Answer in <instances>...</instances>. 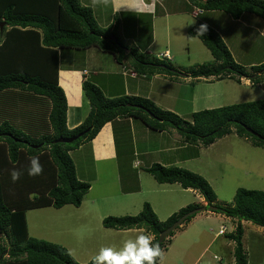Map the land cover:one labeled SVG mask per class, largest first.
<instances>
[{
  "label": "trees",
  "instance_id": "16d2710c",
  "mask_svg": "<svg viewBox=\"0 0 264 264\" xmlns=\"http://www.w3.org/2000/svg\"><path fill=\"white\" fill-rule=\"evenodd\" d=\"M193 5L199 7L196 10L200 13L188 36L200 39L218 65L202 63L176 68L168 59L138 50L137 44L126 45L119 34L118 20L108 27L100 26L93 9L80 0H0V254L7 251L3 243L11 246L9 258L2 256L0 264H80L63 246L30 237L26 213L48 207L82 206L92 186L78 176V167L85 166L80 164L83 157L80 147L91 143L108 123L136 119L158 133L175 130L185 143L205 148L235 133L254 147L264 148V99L197 111L187 120L160 108L148 97L129 95L124 85L129 76H123V80L113 78V74L101 76L104 82L108 80L116 86V90L112 87L115 96L111 98L95 79L85 78L82 107L74 113L80 122L73 127L69 123L68 98L59 83L60 62L68 58L67 51L75 58L76 53L92 48L110 53L119 64L132 69L137 78L167 77L162 88H169L177 80L187 88L182 84L187 79L195 84L210 77L238 78L239 82L248 79L254 85L264 84V62L252 66L237 63L221 35L200 19L204 12L216 10L225 11L236 20L246 13L264 19V0H194ZM201 24L207 25V32L197 37L196 30ZM127 134V130L114 129V141L117 154L131 158L133 163L140 142H132ZM72 138L77 139L63 141ZM181 155L182 159L187 157ZM31 156L39 157L43 166L41 175L27 174ZM91 157L89 152L85 157L89 158L87 163ZM139 164L137 167L159 185L177 184L184 190L197 191L207 204H189L161 221L152 205L146 203L137 216L105 218L107 229H145L155 236L153 244H158L164 230L185 214L205 208L237 220L235 231L226 237L235 243V264H248L243 243L244 223L264 230V191L240 188L230 207L218 206L214 189L200 174L173 164L154 163L145 169ZM13 169L23 173L15 183L10 176ZM173 235L174 232L170 236ZM168 239L162 243V249Z\"/></svg>",
  "mask_w": 264,
  "mask_h": 264
},
{
  "label": "rangeland",
  "instance_id": "374dc122",
  "mask_svg": "<svg viewBox=\"0 0 264 264\" xmlns=\"http://www.w3.org/2000/svg\"><path fill=\"white\" fill-rule=\"evenodd\" d=\"M215 13L219 15L214 19L222 27L221 32L228 42L232 55L237 59V63L239 61L253 65L263 63L264 33L262 30H264V19L257 16L258 18L250 23L249 29H252L250 31L242 21H229L231 20L230 16L222 15L227 14L225 11L216 10L210 13L209 16H213ZM181 16L182 20L188 18V14ZM175 18L172 19L173 22L177 20ZM191 20L192 23L196 21L192 16ZM235 28L239 32L236 33ZM242 29L247 31L244 33ZM120 36L124 43L128 45L129 39L125 40L121 34ZM240 36L241 42H237ZM242 36H244V39H242ZM137 37L138 35L132 34L129 38L130 41H133ZM186 39L188 41L183 44L185 49L177 43L169 48L171 53L169 55L172 56L174 64L177 59L179 61L178 65L182 66H189L193 62L218 65L213 56L210 57L209 55L207 59L201 57V53L206 48L198 39L195 37H190V39L187 37ZM161 40H163V37L159 36L158 41ZM157 44H165V46L155 49L153 53L155 55L165 53L166 42ZM189 48L191 52H188L187 49ZM84 54L85 52L76 53L77 61L74 60V63L77 62L80 69L86 67L84 66ZM166 54L168 53L163 55L166 56ZM67 55L70 57V51H67L65 56ZM102 55L111 58V55L106 53ZM112 56L114 57V55ZM61 60L64 61V59ZM64 62L66 63L67 60ZM110 63H113V59ZM84 72L90 75L93 70H85ZM126 74L128 73L126 72ZM132 76L135 77L136 75ZM165 78L167 79V77ZM209 81H214V83L207 81H200L195 84L183 82L182 84L186 85L187 88L175 84L169 88L168 86L162 88L163 79H157L156 86H154V80L152 83L142 86L131 83L130 93L128 94L139 95L143 91H147L149 86H152L151 88L154 90V97H157L160 93L168 95L181 94L179 96L180 100L170 101L182 107L184 112L180 111L177 106L173 108L177 109L181 116L187 120H191L193 110H191L192 107L189 102L185 104L183 100L192 97V88L196 91L197 97L206 99L199 108H194L199 109L197 111L264 99V84L254 85L252 80L241 79V82H239L238 78L225 77L223 81H219L221 83H216L218 82L217 78L213 77ZM114 88L116 90V86ZM125 88L127 89L128 86L126 85ZM164 88H167V91ZM185 93L187 94L185 95ZM110 96H115V94L111 92ZM167 106H170V104ZM141 130L143 129L139 127L134 140H139L142 136L143 132ZM133 135H135V132ZM169 142V140H166V143ZM86 149L90 152V146H87ZM194 151L197 153L196 150ZM186 152L181 151L180 154ZM73 158H75V153ZM167 160V158H163V161ZM91 162L93 160L84 168L80 166L81 169L77 166L78 176H80L79 170L81 175L89 173L85 177L88 179L87 183L92 186L80 208L67 205L62 209L48 207L26 213L30 237L61 245L68 251L71 250V255L80 264L91 263L92 257L97 254L100 247L115 246L119 248L123 240L132 238L141 231L150 234L153 240L155 239V236L145 229H133L131 231L107 229L103 223L105 218L110 216H137L144 210L145 204L148 203L152 205L159 219L166 221L172 214L180 212L189 204L198 202L195 194H191L177 184L166 187L159 185L151 175L141 171L139 167H134L132 160L126 157H120L117 160V166L111 162L93 166ZM181 165V168L200 174L210 183L217 195L215 204L218 206L230 207L233 204L237 190L240 188L264 191V148L254 147L250 142L239 138L235 133L217 140L208 148L202 149L198 159L189 163L184 162ZM123 167L125 168L123 169ZM93 170L95 175H92ZM146 178L148 181L145 183ZM122 183L127 186V189L120 191ZM161 190H165V193H161ZM33 197L34 195L31 198ZM181 205L183 208H179ZM202 205H205V203L202 202ZM197 210L200 211L195 214V217L189 223L185 221L184 224L180 225L175 230L174 235L170 236L163 244V264H235V243L228 240L226 236H218V231L222 228H227L229 233L234 231L237 220L224 218V215H214L215 213L211 214L209 211H201L200 208L192 212L195 213ZM207 216L214 217L208 218ZM244 226L243 243L248 254V264H263L264 230L252 223H244ZM3 244L7 247V251L4 254L2 252L0 258L2 256L9 258L8 253L11 246L9 243ZM223 261L225 263H221ZM158 264H160V261Z\"/></svg>",
  "mask_w": 264,
  "mask_h": 264
},
{
  "label": "crops",
  "instance_id": "0c3cea01",
  "mask_svg": "<svg viewBox=\"0 0 264 264\" xmlns=\"http://www.w3.org/2000/svg\"><path fill=\"white\" fill-rule=\"evenodd\" d=\"M81 3L85 6H89L90 0H80ZM194 0H139V10L138 11H130L126 9H122L119 13L115 14L113 7L108 6V7H97V8H92L94 12V16L96 21L99 23L100 26L102 27H108L112 24H116L117 20L119 21V34L123 36L125 40L129 39V42L127 44H134V46L137 44V48L140 51H149V52H154L155 49H159L161 47H164L165 44H157L159 42H166V52H169V48L174 46V44L177 43L181 44L183 46L185 41H188L186 38L190 37L188 36L189 28L193 26L197 18H195L192 15V12L199 7L193 5ZM206 13L203 18L200 17V19L208 22L212 28H214L223 38L225 43L227 44L228 48L230 49L228 42L226 38L223 36L221 29L222 27L217 24L216 19L214 17L218 16V13H215L213 16H209L210 12H204ZM183 14H188V18L185 20H182ZM222 15H228V14H222ZM191 16L193 19H195V23H192L193 21L191 20ZM230 16V15H228ZM176 17L177 19L175 22H173V18ZM231 20L229 21H237L234 18L230 16ZM258 17L255 16L254 14H249L246 13L244 14L239 21H242V23L245 24V26L249 29L251 26V22L253 23ZM199 19V20H200ZM233 23V22H232ZM239 23V22H238ZM249 25V26H248ZM160 27V28H158ZM174 30V33H173ZM250 31L252 29H249ZM236 33L239 32L235 28ZM242 31L245 33L247 30ZM263 32V30H262ZM231 36L233 34L229 32ZM132 34L138 35L137 39L130 41V36ZM127 35V36H126ZM129 36V37H128ZM159 36L163 37V40L158 41ZM198 39V38H196ZM242 39H244V36H242ZM202 44L203 42L198 39ZM241 42V36L238 38L237 42ZM156 45V46H155ZM204 45V44H203ZM154 47V48H153ZM206 50L201 53V57L208 58L212 56L210 50L204 45ZM184 48V46H183ZM185 49V48H184ZM153 50V51H151ZM188 52L190 51V48L187 49ZM106 53V52H105ZM103 52H101L99 49H90L87 50L83 56L84 59V66L83 69H80L78 67V63H74V60L77 61L75 57H72L70 53L67 55V59H64V61L67 60L65 63L63 60L60 62V74H59V83L60 86L65 90L67 98H68V105H69V123L71 127L79 124L80 120H78L75 116V112H80V108L82 107V84L85 80V78L89 79H95L96 83L99 85V87L103 90L104 94H106L107 97H110V93L112 92V87L115 86L114 83L102 79L101 76L106 75V74H113V78H119L123 80V76L127 78L128 74L130 78L127 79L124 82V85L128 86L125 91L127 93H130V84L131 83H137L142 85H147L148 83H152L154 80V86H156V80L157 79H163L164 82L167 81L165 77H162V75H155L153 77H147V76H141V80L139 77L132 69H129L126 67L124 64H119L116 59L111 56V58H107V56L102 55ZM107 54V53H106ZM171 54V53H170ZM108 55H111L110 53ZM172 57V56H171ZM234 59L235 56L233 55ZM108 59V60H107ZM113 59V63H110V61ZM72 60V61H70ZM107 61V62H106ZM173 61V58H172ZM237 62V59L235 60ZM177 59L175 60V66L176 68H189L194 65H197L199 63H191L189 66H182L178 65ZM239 64L244 65V66H252L253 64H248L242 61H239ZM126 68V69H125ZM85 70H93V72L89 73L84 72ZM128 72V74H126ZM135 73L136 76L133 77L132 74ZM93 75V76H91ZM117 76V77H114ZM211 78H203L202 81H207L210 83H214V81H209ZM140 80V82L138 81ZM137 81V82H136ZM187 83H190L191 80L187 79ZM185 81V82H186ZM218 82L216 83H221L219 81L223 80H217ZM180 80L175 81L173 84L175 85H181ZM246 82V81H245ZM247 83V82H246ZM249 83V82H248ZM152 86H149L147 91H143L140 93V96L148 97L151 100H153L160 108L165 109V110H171L181 116L179 111L177 109H174V106H177L180 111H182V107L173 104L170 100L172 101H178L180 100V94H172L168 95L165 93H160L157 95V97L153 96V90L151 88ZM196 91L193 88V93L192 97L186 100H183V102L186 104L189 102V105L192 107L191 112H197L199 109H194L195 107L199 108L201 103H203L206 99L204 97H197L196 96ZM138 95V94H137ZM187 97V96H186ZM159 98V99H157ZM211 98V97H209ZM164 101V103H162ZM170 104V106H167ZM173 104V105H172ZM206 108V107H202ZM202 110V109H200ZM184 112V111H182ZM139 120L136 119H130V120H119L114 123H108L104 126V128L100 131L98 136L88 144H85L80 147V154L81 152L83 153L82 160L80 161V164L82 165H87L88 159H85L86 155L89 156V151L87 146H90V153L92 154V160L93 162L92 165L94 166L95 164H102L108 162H111L114 165L117 164V160L120 158L122 155L117 154L116 150V144L114 141V129H118L119 132H123V130H127L128 136H130L132 142H140V145L137 146V151L135 152L137 155H135L136 159L134 162H139L138 164L142 167L143 169L150 167L154 163H160L165 166H170L171 164L176 165V166H182V163H189L192 162L196 159L199 158V154L204 149L202 145L199 146H193L188 143H185L184 140L182 139L181 135L175 131V130H169L165 132H156L148 127H146L142 122H138ZM122 122V123H121ZM142 128L141 132H143L142 136L136 140L134 138L136 137V133L138 132V128ZM135 132V135L133 133ZM166 140H169V143H166ZM102 143V144H101ZM101 144V145H100ZM100 146V147H99ZM197 147V148H195ZM197 153H195V151ZM181 151H187L184 153L187 157L182 159V155L180 154ZM99 154V156H98ZM167 158V161H163V158ZM131 159V158H130ZM77 161V160H76ZM183 161V162H182ZM132 163V165L134 164ZM99 167V166H98ZM137 167V166H136ZM125 167H123L124 169ZM120 171V169H119ZM145 172V171H144ZM89 173H84L80 174L81 178L84 181H88L87 175ZM92 175H95L94 170ZM148 181V179H145V183ZM143 185V184H142ZM163 187H166L162 185ZM169 186V185H168ZM122 189H127V186L122 183L120 187V191ZM191 194H195L196 199H198V204L205 203L204 206H206L207 202L205 199L199 194L197 191L193 190H187ZM161 193H165V190H161ZM183 205V204H182ZM182 205L179 208H183ZM178 209V208H177ZM176 209V211H177ZM175 211V212H176ZM211 213V212H210ZM214 214V213H211ZM214 215H220L221 214H214ZM208 217V216H207ZM214 216H210L208 218H211ZM224 218H227L224 216ZM261 229V228H260ZM131 231V230H130Z\"/></svg>",
  "mask_w": 264,
  "mask_h": 264
},
{
  "label": "clouds",
  "instance_id": "9594fccd",
  "mask_svg": "<svg viewBox=\"0 0 264 264\" xmlns=\"http://www.w3.org/2000/svg\"><path fill=\"white\" fill-rule=\"evenodd\" d=\"M108 6L113 7L115 14L119 13L122 9L138 11L139 0H90L89 4V7L91 8ZM199 13L200 12L198 10H194L192 15L197 17ZM206 32L207 25L201 24L196 30V36H203ZM165 53H161L156 56L172 61V57H170L169 53L164 56L163 54ZM152 55L155 54L153 53ZM134 74L135 73L132 75ZM138 163L139 162H134L133 166L136 167ZM42 172L43 166L40 163L39 157L31 156L29 158L27 174L29 176L35 177L41 175ZM22 174L23 173L18 169L11 170L10 176L12 182H17L21 178ZM234 231L230 233H233ZM230 233L228 232L227 228H225L223 233H221V229H219L218 236H226ZM168 238H170V236ZM69 254H71V250H69ZM163 257L164 252L160 245L153 244V237L150 234H145V232L141 231L134 237L123 240L122 245L119 248L115 246L100 247L97 254L92 257L91 264H157L158 261H160V264H163Z\"/></svg>",
  "mask_w": 264,
  "mask_h": 264
},
{
  "label": "water",
  "instance_id": "95a60500",
  "mask_svg": "<svg viewBox=\"0 0 264 264\" xmlns=\"http://www.w3.org/2000/svg\"><path fill=\"white\" fill-rule=\"evenodd\" d=\"M1 27H3V24H1ZM79 136H77V137H79ZM75 139H77V138H72V139L63 140V141L72 142ZM205 210H206L205 208H201V211H205ZM199 211L200 210H197L195 213H193L192 211L189 212L188 214H186L185 216L180 218L177 222H175L172 226H170L168 229L164 230L160 234L159 241H158V244L160 245V247L162 246V243L171 235L172 232H174L177 228H179V226L182 225L189 217L195 215Z\"/></svg>",
  "mask_w": 264,
  "mask_h": 264
},
{
  "label": "built area",
  "instance_id": "2783aa9c",
  "mask_svg": "<svg viewBox=\"0 0 264 264\" xmlns=\"http://www.w3.org/2000/svg\"><path fill=\"white\" fill-rule=\"evenodd\" d=\"M195 14H196V13H195ZM224 230H225V229H224V228H222V229H221V233H223V232H224Z\"/></svg>",
  "mask_w": 264,
  "mask_h": 264
},
{
  "label": "bare ground",
  "instance_id": "6f19581e",
  "mask_svg": "<svg viewBox=\"0 0 264 264\" xmlns=\"http://www.w3.org/2000/svg\"><path fill=\"white\" fill-rule=\"evenodd\" d=\"M169 53V52H168Z\"/></svg>",
  "mask_w": 264,
  "mask_h": 264
}]
</instances>
